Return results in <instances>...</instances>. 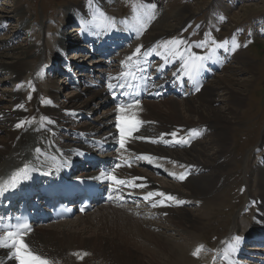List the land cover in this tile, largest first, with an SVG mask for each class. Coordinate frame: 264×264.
I'll return each instance as SVG.
<instances>
[{
	"label": "bare ground",
	"instance_id": "bare-ground-1",
	"mask_svg": "<svg viewBox=\"0 0 264 264\" xmlns=\"http://www.w3.org/2000/svg\"><path fill=\"white\" fill-rule=\"evenodd\" d=\"M80 1L82 2L76 5L78 9H75V7L68 9L69 11L64 17L68 20H66L67 22L78 20L73 28V33L76 31L77 33L71 38L68 33L58 32L57 38L52 37L47 41L44 45L45 49L52 51L56 45L60 53L66 48L67 44H73L77 37L82 40L81 23H86L91 16H94L93 9L96 7L94 5L96 3L93 4L87 0ZM93 1L95 2V0ZM151 1L145 0L140 9L151 15L149 19L156 17L157 22L162 21L164 16L159 19L158 16L161 11L156 6L153 8ZM101 5L106 6L103 3ZM22 7L18 3L15 4L13 9L0 16V24L17 18L18 21H21L18 31H26L29 24ZM247 7L249 8L250 5H245L243 8L247 9ZM101 10L102 7L98 8L97 16H101ZM183 15L184 13L179 12V16L183 17ZM236 15L237 13L234 17ZM215 26V24L212 25L210 29L213 31ZM176 27H161L160 31L152 32V36L146 37L144 43L149 44L160 38L159 44L167 43L172 46L174 51L186 56L187 50L192 48L190 40L184 41V43H187L186 45L184 43L171 45L173 41H182L176 39L177 35L168 34V31L175 32ZM41 28L42 25H40ZM49 30H54V27H49ZM29 47L25 53L31 48ZM44 48H41V50H44ZM235 49L234 62L237 65L232 66L229 64L225 66L223 68L225 74L216 75V77L218 76L217 79L206 83L201 91L195 95L186 97L184 101H180L176 97H170L161 104L153 103L154 100H145L140 105L128 108L125 111L130 117L143 116L140 121L146 122V127L143 130L132 136L133 138L125 140V146L128 148L129 153H147V159L157 160V162L166 163L168 166H171L175 160L185 163V167L189 166L187 168L189 169L188 174L185 177L201 176V206H204V210L209 211L210 214H215L213 207H208L216 203V191L225 185L232 174L231 165L235 159V152L232 149V145L235 144L233 139H236L235 134L240 129L237 118H239L240 112L243 113V106L247 98L246 91L254 80L250 77L251 79L242 82L241 88L233 87L236 79L232 73L233 69L247 71L248 68H254L253 61L245 56L244 50L238 42H235ZM164 51L166 52L165 47ZM10 52V47L0 42V72L4 69H10L14 74L19 73L21 72L19 67L22 63ZM214 59L218 60L219 56L216 55ZM86 93L87 97L84 100L82 99L79 102L72 100L59 106L51 102L50 97L52 95L49 97L50 99L39 100V93L33 94L30 103H28L27 100L19 97V90H16L13 94L14 106L12 108L7 109L0 104V121L3 120L2 122L7 124L5 128H0V130L7 133L6 140L0 141L1 185L13 175L14 170L38 159L35 158L38 154L40 157H48L49 162L38 159L34 163H43L50 166L59 163L60 155L70 159L77 157L76 147L71 145L72 142L76 141L75 130H67L65 126L72 124L73 128H77L78 126H74L77 113L90 114L99 106H108L107 104L110 102L113 103L103 88L90 89ZM220 96L225 97L226 103L224 106H215L214 104L219 102L217 97ZM163 105L166 108L165 110ZM105 109L107 110L104 111ZM105 109L103 108L104 112H101L102 115L99 120L76 130L95 133V136L99 137L113 134L112 123L115 122L113 115H116L114 104ZM18 123H21L22 126L17 127ZM182 127L204 129L198 131H205V134L202 139H198L188 148H183L189 150L193 147L194 149L190 152L179 153L181 152L180 149L166 148L164 146L165 142H162V136L168 138L173 132L177 135L182 134L186 131V129L180 130ZM72 131L74 132L72 133ZM35 147L36 153L33 154L32 151ZM263 147L261 154L249 159L250 164L247 170L248 178L251 180L254 177V184L257 185V190L253 192L250 189L249 194L251 199L257 201L262 217L264 216ZM233 148H235V145H233ZM37 150H39V153ZM163 159L165 160L163 161ZM195 164L200 165L201 171L194 168ZM12 171L14 172L11 175H7L8 172ZM121 174L131 177L142 173L130 167L122 169ZM134 185L139 187L141 184L135 182ZM157 185L151 179H147L146 184L139 188L157 190V192H152L153 195L148 202L164 197L162 202L151 206L161 211L163 217L179 228V231L183 230V232H180L181 238L170 237L164 231L160 233L158 230H152L148 226L150 221L137 217L135 213H131L123 207L116 208L112 205H106L93 212L97 215L86 214L85 216H88L86 219L78 214L76 218L74 217L71 220L35 227L31 233L24 237L25 243L28 244L32 252L56 264H198L205 257L204 252H199L201 250L200 244L196 243V240L203 238V235L199 234L203 230L200 223L202 218H194L189 211L185 210L183 205L186 204L188 198L183 194L175 189L158 187L159 185ZM160 193L164 195H160ZM169 196L174 199H168ZM177 201H183V203ZM170 203H177L178 208H174ZM263 224L264 217L259 222L258 227ZM155 226L158 229L161 227L156 224ZM236 229L237 227L234 225L229 234L213 243V247L216 246L217 250L223 255L228 253V244L232 243V240L237 237L241 238L239 236L234 237L237 232ZM11 256L9 248L0 247V264H10L8 260H11Z\"/></svg>",
	"mask_w": 264,
	"mask_h": 264
},
{
	"label": "rangeland",
	"instance_id": "rangeland-1",
	"mask_svg": "<svg viewBox=\"0 0 264 264\" xmlns=\"http://www.w3.org/2000/svg\"><path fill=\"white\" fill-rule=\"evenodd\" d=\"M87 1H91L93 4H98V2L99 4H105L106 6L103 7L104 11L102 14L104 15V18L112 15L111 17L115 18H111V20H116L131 16L133 7L140 4L144 0ZM80 2L82 1L0 0V16L8 13V10L10 11V9H13L15 4L18 3L23 6L22 11L29 24V28L26 30L27 32L18 31L21 21H18V19L15 18L4 21L3 27L0 30V42L9 46L11 49L10 53L15 55L16 59H20L22 63L19 67V70H21L19 73L14 74L10 69H4L0 72V104L4 108L8 109L14 106L13 94L16 90H19V97L27 100L28 103H30L31 96L35 93H39V100L41 101L42 99L44 100L52 95V97H50L51 102L59 106L67 104L72 100L79 102L87 97L86 92L90 89L85 87V84L82 82L84 79L82 78L85 76V79H90L91 73L88 68L83 72L81 63L92 68L93 65H96V60L94 61L92 54L90 55L83 52L84 48H71L72 46H86L84 45L85 41L79 40L77 37L73 44H67L66 48L60 53L58 52L56 45L52 51H48L44 48V45L50 38L56 36L58 37V32H63L65 34L68 33L71 38L75 35V33H77V31L73 33V28L76 26V21L78 20L69 21L75 22V24L69 23L67 22V19H64V17L69 11L68 9H72L73 7L78 9V6L76 5H79ZM151 2L161 11V14L158 16L159 19L161 16H164V19L162 21H156L152 24L149 32L143 36V42L146 37L152 36V32L160 31L161 27L177 26L175 28L177 29L175 32L168 31V34L177 35L178 37L176 39L180 40H183L184 37L191 36V38L185 39L184 41L190 40L191 44L194 46L195 44L205 42L207 39V33L212 31L210 27L215 24L216 26H219V30L214 29L213 32L221 34L215 36L221 37L222 39L230 38V36L239 37L238 44L243 48L245 56L254 63L253 69L248 68L247 71L238 70V72L235 68L232 72L236 78L233 85L234 88H241L242 82L250 77L254 80L249 87L250 90L248 89L246 91L247 98L243 106V113L240 112L239 118H237L240 129H238L235 134L236 139H233L235 143L233 145H235V148H233L232 145V149L235 152V159L231 165L232 174L229 180L225 182V185L216 191V203L214 205L211 204L208 207H213L215 214H210L209 211L204 210V206H201V176H190L181 180L179 178L181 174H179V183L167 181L162 184H159L154 178H150L155 184L159 185H157L158 187L175 189L177 192L187 197L188 200L186 201L187 205L184 207L185 210L189 211L194 218H202L200 223L202 224L203 230H201V233L199 234L203 235V238L196 240V243L200 244L201 252L206 253V258L200 263H206L209 255L211 254L213 243H216L219 238H223L224 235L229 234L234 225L237 227L236 230L238 233L245 234L246 231L251 228L249 222L252 220L253 216L254 220L251 222L253 229L258 227L259 222L262 221L264 217L261 216V212H258L260 211V207L258 205L255 208V206L250 204L247 209L245 208L246 210L244 209L241 212V206H243L247 197H250V189L253 192L257 190V185L254 184V177L251 180L248 178L247 170L249 169L250 164L249 159H253L255 156L261 154V149L264 146V0H152ZM245 5H250V7L245 9L243 8ZM179 12L184 13L183 17L179 16ZM236 13L237 15L234 17ZM181 18L183 19L180 21ZM88 23L92 25L91 22ZM40 25H42L41 29ZM0 26H2V24H0ZM48 26H53L54 30L50 31ZM257 31L260 33L258 34ZM80 42H82L81 44L83 45H81ZM159 45H163L162 50L164 51L165 44ZM28 46L31 48L29 47V51L25 53ZM41 48H44V50H41ZM66 51L69 58L72 60L71 69L74 71L73 77L76 76L78 79H82V81L77 85L70 83L67 75H65L67 72L63 69L61 63L59 64L61 65L58 68L59 70L56 68L52 69L57 71L56 73H53L52 76H46L43 78V67H47V65L48 67H54L55 60L60 57L61 53ZM97 59H99V57H97ZM234 61L235 59L233 58V62L231 63L232 66L237 65ZM43 64L45 65L43 66ZM61 71H64L65 73H60ZM219 74L222 75L225 74V72L220 70L217 72V75ZM217 77L214 76L211 81L217 79ZM51 81L54 82L52 83ZM79 94L80 96H78ZM169 98L170 97H165L159 100H154L153 103L161 104ZM177 99L180 101L185 100V98ZM217 101L219 102L215 103V106H224L226 103V99L223 96L217 97ZM111 104L113 103L110 102L107 104L108 106H99L94 109L90 113L92 116L89 120H75L74 126H78L77 128H73L72 124H67L65 126L66 129L76 130L80 129L84 125H91L95 120H99L101 118L103 108L105 109ZM163 109H166L164 105ZM106 110L107 109L104 111ZM183 110L185 111V109ZM133 118L140 121L143 119V116L137 115ZM2 121L3 120L0 121V128H5L7 124ZM6 138L7 133L0 130V141H5ZM253 140L255 141L253 142ZM193 149V147L189 150L180 149L179 151L181 152L179 153H185L186 151L190 152ZM125 150L129 153L126 146ZM33 151L32 153L35 154L36 147ZM175 167L178 169L183 168L185 167V163L175 160L171 166L166 165L163 170L165 171L169 168ZM22 168L23 166L18 168V170ZM194 168L201 171V167L198 164H195ZM182 170L185 171V168L179 171ZM14 171L8 172L7 175H11ZM139 172L142 173L141 171ZM173 172H175V169ZM218 192H220V194H218ZM255 194L258 195L257 193ZM100 207L102 208V206ZM98 208L89 212L92 214H87L92 216L95 214L97 215V213L93 212L95 210L98 211ZM101 208H99V210ZM87 217L88 216H83L85 219ZM234 220L236 222H234ZM148 224L152 230H158L160 233H163L164 231L165 234L170 237L175 236L176 238H181L180 232H183V230L179 231V228L175 227V225L163 216L156 218L155 220H150ZM155 224L161 227L158 229ZM44 225L46 226L49 224Z\"/></svg>",
	"mask_w": 264,
	"mask_h": 264
},
{
	"label": "snow or ice",
	"instance_id": "snow-or-ice-1",
	"mask_svg": "<svg viewBox=\"0 0 264 264\" xmlns=\"http://www.w3.org/2000/svg\"><path fill=\"white\" fill-rule=\"evenodd\" d=\"M153 8H155V5H152ZM183 41H173L171 42V45H179L183 44ZM197 47H203L204 43L201 42L200 44L196 45ZM165 49L168 55L171 56H179V59L182 61V70H183V76H187L190 80L193 81V86L195 87L196 91H199V87L197 86L199 84V81L197 79V74L203 67V60L205 59L204 57L196 56L194 53L189 52L187 56H184L182 54L177 53L176 51L173 50V48L169 44H165ZM141 54V47H137L135 50V53L133 55H136L139 57ZM143 55L147 56L150 55V53L145 52ZM168 55L165 56V59H168ZM131 59V58H129ZM128 75H131L129 73L123 74L122 77H117V80H122L126 78ZM132 79H135V76L132 75ZM178 80L183 79V77L178 76ZM126 85L124 83H118L116 85L110 84L109 87H120L123 88ZM134 103L136 105L139 104V100H135ZM126 108L124 105H121L119 108L120 113H125ZM129 123V127L127 129V134L131 135V133L136 130V124L139 123V121H133L130 117H125L121 115L119 117V121L117 123V127L120 129V135L121 139L119 140V145L121 148L125 146V128L124 124L125 122ZM17 127H21L22 124L18 123L16 125ZM172 137H176V133L173 132L170 134ZM183 143H187L188 141L181 140ZM39 151V150H37ZM147 159V157H145ZM101 176H104V173H101ZM181 180H183L185 177L181 175L179 177ZM16 177H13V182L15 181ZM112 180L116 181L117 178L115 176L111 177ZM120 184H124L125 181L123 180H118L117 181ZM144 185H139V187H143ZM153 194L149 193L148 196L145 197V199H149ZM160 195H164L163 193H160ZM168 199H174L173 197L169 196ZM178 203H183V201H177ZM155 206V205H154ZM28 226L27 224H16L12 226V230H9L6 232L5 235L0 236V247H6L11 250V255L12 257L18 261V264H50V262L46 259H43L39 255H35L30 249L27 243H25L24 236L26 235L28 231ZM236 241L238 242L239 238H235Z\"/></svg>",
	"mask_w": 264,
	"mask_h": 264
}]
</instances>
